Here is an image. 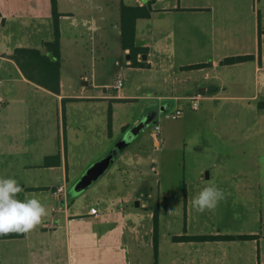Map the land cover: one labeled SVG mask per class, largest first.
<instances>
[{"label": "rangeland", "instance_id": "1", "mask_svg": "<svg viewBox=\"0 0 264 264\" xmlns=\"http://www.w3.org/2000/svg\"><path fill=\"white\" fill-rule=\"evenodd\" d=\"M129 1L111 0V18L103 23L105 31H92V22L81 21L79 28L67 25L62 40V77L66 91H78L85 83L82 74L96 80L102 78L113 86L121 74L125 85L137 83L149 91L167 88L169 82H164L162 73L151 76L147 71L142 76L127 71L128 54L120 44L118 29L114 28V12L117 4ZM165 1L186 4L188 0ZM232 9L234 12L235 8ZM245 9V26L249 34L251 17ZM222 17L219 12V19ZM74 22L76 20L70 19L67 23ZM14 30L11 39H20L21 23ZM226 68L224 74L230 87L221 94L247 93L245 86L235 82L239 67ZM14 77L18 78L16 74ZM260 81L263 89L264 78L261 77ZM152 82L154 87H150ZM8 91L12 93L8 96V104L0 103V119L4 110L20 113L27 109L55 111L58 108L53 97L21 79L3 80L0 94ZM119 102L78 99L63 104L66 125L63 139L68 154L67 185L72 210L80 211L93 202L106 210L104 221L100 223L87 217H74L71 240H105V248L92 250L96 255L108 250L112 252L113 247L123 249L125 245V250L118 253L121 256L130 252L131 262H135L133 256L138 252L132 250L136 246L133 240L150 239L149 228L154 223V219H150L151 211L158 216L159 240H168L171 234L186 228L190 233H209L226 223L235 224L230 217L224 218V210L236 207L240 214L251 212L247 224L264 235V222L260 221V216L264 218V114L258 113V101L199 99L198 108L192 107V98L181 102L155 98L136 100L134 104ZM250 103L254 107L249 106ZM166 105L168 110H162ZM179 105L184 109L182 116L173 118L167 115V112L174 113ZM148 114L160 125L157 133L160 144H155L153 132L156 124L151 123L138 135L134 134L135 117L144 119ZM15 119L19 120L16 116ZM124 122H129L126 128L122 127ZM22 127L13 130L8 139H0V175L7 174L8 178H15L18 182L28 178L40 180L44 173L58 178L57 169L51 173L40 168L25 171L26 162L40 163L47 145L27 139L28 130ZM16 135L23 136L24 140L16 141ZM123 137L128 143L127 148L115 157L107 172L85 190L75 191V185L88 169L111 152ZM54 181L58 183L59 180ZM210 184L221 188L226 198L214 210L198 213L190 205V200ZM99 197L103 201H98ZM138 199L148 205L137 206ZM178 204L180 212L169 213ZM261 247L260 256L255 251L254 260L264 264V241Z\"/></svg>", "mask_w": 264, "mask_h": 264}, {"label": "crops", "instance_id": "2", "mask_svg": "<svg viewBox=\"0 0 264 264\" xmlns=\"http://www.w3.org/2000/svg\"><path fill=\"white\" fill-rule=\"evenodd\" d=\"M58 11L61 14V50L62 40L67 25L81 27V21L92 22V31H105L104 22L111 18V0H57ZM146 0H130L127 4L143 5ZM157 0L154 11L149 18L137 21L135 44L147 48V52L139 53L138 60L145 62L144 66L132 65L130 49L122 45L121 4L115 9L114 28L121 36V45L127 55V71L144 76L150 72L151 76L162 73L167 88L164 90L143 89L141 84L124 85L118 88L95 77L82 74L85 83L78 91H66L63 81V63L61 68V92L55 93L27 79L19 65L10 56L17 47H38L45 50L44 43L53 39V9L51 0H0V76L3 80L14 81L21 79L37 90L53 97L58 104L57 110L27 109L22 112L4 110L0 119V139H8L13 130L25 127L29 140L35 143H46L40 163L26 162L25 171L35 168L46 169L51 173L57 169L58 178L42 174L40 180L28 178L20 182L23 191L18 199L25 195L36 196L46 206L48 214L33 230L23 236L0 238V264H262L255 261V251L261 254V244L264 235L251 228L247 222L251 212L240 214L238 208H226L224 218L230 217L234 223L217 227L209 233H190L189 229L181 230L169 236L168 240H157L155 246V222L150 225L149 240H133V256L131 253L120 256L119 247L106 253H93L92 250L105 248V240H71V225L76 216L87 217L100 223L104 221L106 210L95 202L83 207L80 211H73L68 192V154L63 137L66 125L63 122V104L67 100H107L120 101L118 104H134L136 100L155 98L160 101H179L199 96L200 99L237 98L247 101H258V113L264 114V88L261 89V77L264 78V0H188L186 4ZM245 10L249 12L250 29H246ZM234 9V12L232 11ZM219 12L222 19H219ZM17 14H19L17 16ZM74 19L76 23H67ZM79 20V21H77ZM21 23L22 37L12 40V32ZM17 25V26H16ZM88 27V25H87ZM34 30V31H33ZM46 30L45 35L43 32ZM104 33V32H103ZM104 34H102L103 36ZM254 55V59L235 64H222L221 61L229 56ZM144 56H146L144 58ZM63 60V56H62ZM194 64H205L203 67L191 68ZM239 67L235 82L245 86L247 93L231 95L221 94L230 87L224 69ZM16 74L17 77H14ZM122 77L119 74L118 78ZM123 78V77H122ZM124 79V78H123ZM118 80V79H117ZM150 84V83H149ZM150 87H154L153 82ZM117 89L114 92L113 89ZM12 91L0 94L8 104ZM253 106V104H249ZM180 107V105L178 106ZM177 107V108H178ZM248 107V106H247ZM254 107V106H253ZM258 107V104H257ZM169 106H164V111ZM38 112V113H37ZM15 116L17 117L16 120ZM141 117L136 116V125ZM21 124V126H20ZM110 131L113 130L110 120ZM129 122H124L126 128ZM134 125V126H135ZM22 127V128H23ZM64 133V136H63ZM17 134V133H16ZM155 136V144L160 140ZM16 141H23V136L16 135ZM58 143V144H57ZM52 156L46 162V158ZM8 178V175H0ZM54 180H59L55 183ZM62 181V182H61ZM65 185L67 190L61 197L53 194L54 189ZM98 201H103L99 197ZM142 201V200H141ZM121 199H119V203ZM96 205L100 209L98 215L90 214V207ZM148 205L142 201L140 206ZM158 204H156L157 206ZM108 208V207H107ZM110 209V208H108ZM123 211L124 207L121 206ZM154 219L151 211L150 219ZM154 221V220H153ZM260 221L264 218L260 216ZM234 224V225H232ZM65 230V231H64ZM254 235L235 239L208 240H176L175 236L182 235ZM137 242V244H136ZM137 247V248H136ZM110 249V247L108 246ZM107 249V248H106ZM131 250V249H130ZM120 252V251H119Z\"/></svg>", "mask_w": 264, "mask_h": 264}, {"label": "trees", "instance_id": "3", "mask_svg": "<svg viewBox=\"0 0 264 264\" xmlns=\"http://www.w3.org/2000/svg\"><path fill=\"white\" fill-rule=\"evenodd\" d=\"M157 0H146L143 5H130L123 3L121 6V35L122 45L124 49H130L132 56V65L144 66L145 62L138 60L139 53L147 52L146 47L137 46L135 44L137 21L141 18H149L154 11V3ZM53 9V39L44 43L45 50L38 47H17L11 54V58L16 61L25 77L34 83L45 87L55 93L61 92V68H62V50H61V14L58 11V1L51 0ZM254 59V55H236L224 58L222 64H235L243 61ZM205 64H194L189 67L199 68ZM52 156L46 158L45 164ZM158 216L155 212V246L159 238ZM24 234L10 233L0 235V238L19 237ZM243 237H255L254 235H182L175 236L176 240H208V239H235Z\"/></svg>", "mask_w": 264, "mask_h": 264}, {"label": "clouds", "instance_id": "4", "mask_svg": "<svg viewBox=\"0 0 264 264\" xmlns=\"http://www.w3.org/2000/svg\"><path fill=\"white\" fill-rule=\"evenodd\" d=\"M23 191L17 179L0 177V235L24 234L33 230L48 212L46 206L36 196L18 199ZM224 191L210 184L203 187L191 200L190 205L198 213L214 210L224 200ZM179 213L180 204L169 213Z\"/></svg>", "mask_w": 264, "mask_h": 264}, {"label": "water", "instance_id": "5", "mask_svg": "<svg viewBox=\"0 0 264 264\" xmlns=\"http://www.w3.org/2000/svg\"><path fill=\"white\" fill-rule=\"evenodd\" d=\"M146 56H144L145 58ZM162 110L164 107L162 106ZM151 116L148 114L144 119H141L134 126V134H139L145 127H148L151 123L156 124V122H151ZM128 143L123 138L117 142V144L113 147L112 151L109 152L106 156H104L101 160L96 162L93 166H91L86 174L77 182L75 185V191H82L92 185L95 181H97L107 170L110 168L115 157L120 156L127 148ZM136 205H141V200H136Z\"/></svg>", "mask_w": 264, "mask_h": 264}, {"label": "built area", "instance_id": "6", "mask_svg": "<svg viewBox=\"0 0 264 264\" xmlns=\"http://www.w3.org/2000/svg\"><path fill=\"white\" fill-rule=\"evenodd\" d=\"M3 82V78L0 76V84ZM124 85V79L122 77H119L118 80H117V84L116 86L118 88H122ZM200 99L199 96H195L192 98L193 100V103H192V107L193 108H198L199 106V102L198 100ZM0 101H3V98L0 96ZM183 112H184V109L180 106L178 108H176V111L174 113H168L167 112V115L168 116H171L173 118H178L180 116L183 115ZM160 129V125L159 124H156L155 126V134L158 133V130ZM67 188L65 185H60L58 186L56 189H54L53 191V194L56 196V197H61L62 194H64L66 192ZM90 214H93V215H98L100 213V209L98 206L96 205H93L90 207V210H89Z\"/></svg>", "mask_w": 264, "mask_h": 264}, {"label": "flooded vegetation", "instance_id": "7", "mask_svg": "<svg viewBox=\"0 0 264 264\" xmlns=\"http://www.w3.org/2000/svg\"><path fill=\"white\" fill-rule=\"evenodd\" d=\"M153 121H154V119L153 120L151 119V122H153Z\"/></svg>", "mask_w": 264, "mask_h": 264}]
</instances>
